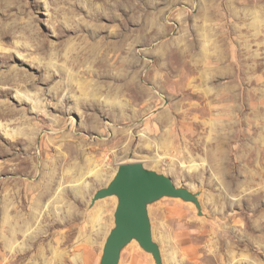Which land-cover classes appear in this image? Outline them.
I'll return each instance as SVG.
<instances>
[{
	"label": "rangeland",
	"instance_id": "374dc122",
	"mask_svg": "<svg viewBox=\"0 0 264 264\" xmlns=\"http://www.w3.org/2000/svg\"><path fill=\"white\" fill-rule=\"evenodd\" d=\"M0 33V70L10 51L33 78L0 93V264H99L116 201L91 197L137 161L201 204H149L163 264H264V0H0ZM98 39L117 62H74ZM76 82L102 86L97 108L59 113ZM119 264L155 261L131 242Z\"/></svg>",
	"mask_w": 264,
	"mask_h": 264
},
{
	"label": "water",
	"instance_id": "95a60500",
	"mask_svg": "<svg viewBox=\"0 0 264 264\" xmlns=\"http://www.w3.org/2000/svg\"><path fill=\"white\" fill-rule=\"evenodd\" d=\"M115 196L113 226L102 246L99 264H119L122 249L135 241L150 253L155 264H163L159 245L153 240L149 204L162 197L191 202L201 214L198 193L178 185L168 175L147 168L141 162L121 163L104 187L93 193L91 204L98 199Z\"/></svg>",
	"mask_w": 264,
	"mask_h": 264
},
{
	"label": "bare ground",
	"instance_id": "6f19581e",
	"mask_svg": "<svg viewBox=\"0 0 264 264\" xmlns=\"http://www.w3.org/2000/svg\"><path fill=\"white\" fill-rule=\"evenodd\" d=\"M0 35L4 36V37H7L8 35L7 34H4V33H0ZM1 37V36H0ZM2 38V37H1ZM6 40V39H5ZM4 40V41H5ZM7 41V40H6ZM123 48L122 45H119V44H115L113 42H104L102 39H98L94 44H91V45H87V47L80 53H77L76 55H74V62H77L79 63V61H90L92 63H95V64H98V65H106V66H110L111 67V64L113 62H117L119 60L118 56L115 55L117 52L121 51ZM112 51V55L109 54V52ZM3 53V52H2ZM32 53H36L37 55H44L43 58H47L46 61L44 63H42V61H38V62H32L33 65H37V64H43L42 66L46 69V64L45 63H50V65H53L54 66V63H53V59L54 57H52L53 55L51 53H47V50H45V44L44 42H40L39 44H37L35 47L32 48ZM30 53V54H32ZM122 54V52H121ZM24 58H27L29 57L28 54H24L23 55ZM28 59V58H27ZM113 59V60H111ZM11 61H15L18 65H22V66H26L27 67V61L24 60V59H19V58H15L13 56V54L9 51V52H4L3 53V57H2V66L6 67V69L4 70H0V85L2 86H7L5 88H2L0 87V93H4L6 95H8L13 88H16V87H19V88H26L28 86H33V78H32V75L31 74H28L26 72L25 69L23 68H19L18 66H15V65H9V63ZM27 62V63H26ZM30 65V64H29ZM35 66H28V69H34L35 71H38L40 68V66L38 67H35ZM101 69V68H100ZM108 70V69H107ZM104 71V70H103ZM92 71L89 70V71H84L85 74H89L91 73ZM74 73V72H73ZM80 73V72H79ZM69 75V73H68ZM67 75V76H68ZM75 75H78L77 73ZM73 76V75H71ZM70 75L68 76L69 77V80H72V77ZM68 86L67 87H71V88H76L77 91H79L80 95L79 96H75V100L72 104V106L70 107H66V104H63V103H59L60 105H57L56 108H57V111L59 113H64V112H73L76 110V108L78 106H84L86 108H97V103L99 101V93L100 91L102 90V86L99 85V84H95L94 86L92 87H89L88 84H83L81 82H76V83H73V84H67ZM55 94L58 95L61 93V88H56L55 89ZM63 91V90H62ZM33 99V98H32ZM31 99V100H32ZM70 100V98H69ZM24 102V100H22ZM66 103H68V99L65 100ZM21 102V100H20ZM33 102V101H32ZM40 102V101H38ZM38 102L37 101H34L33 102V107H37L38 106ZM25 103V102H24ZM3 106V105H2ZM1 104H0V117H5V116H8L10 115L9 111L7 109H5L4 107H2ZM37 109V108H36ZM78 109H80L78 107ZM39 110V109H37ZM42 111V110H41ZM12 112V111H11ZM16 112V111H14ZM47 116V115H46ZM49 116V115H48ZM45 116H42L41 114H36L35 118L36 119H39L41 120L42 122L46 121V117L44 118ZM21 121V120H20ZM49 121H51L53 124L56 123L57 121L54 120V119H49ZM59 121V119H58ZM22 122V121H21ZM25 122V121H24ZM28 126V125H26ZM58 126H59V122H58ZM62 126V125H61ZM29 127V126H28ZM23 128V127H21ZM26 128V127H25ZM24 128V129H25ZM6 129V128H5ZM23 129V130H24ZM60 129V128H59ZM27 130V129H25ZM17 132V131H16ZM25 132V131H24ZM23 132V133H24ZM25 133H28V132H25ZM24 133V134H25ZM34 133V132H33ZM6 134L12 138H14L15 134L13 133H9L8 131H6ZM32 134V132H31ZM28 135V134H27ZM69 136V135H68ZM75 138V137H74ZM26 140H32L30 137L27 138ZM44 140V139H43ZM71 140V139H69ZM44 142V141H43ZM70 142V141H68ZM29 143V142H28ZM31 143V142H30ZM56 145V144H55ZM79 147V146H78ZM74 149V148H73ZM75 150V149H74ZM77 151V150H76ZM75 153V152H73ZM78 153V152H77ZM80 153V152H79ZM78 155L80 157L82 156H85L84 154H79ZM61 156V155H60ZM69 156V155H68ZM63 157V156H62ZM71 157V156H70ZM74 157V156H72ZM83 158V157H82ZM67 158H62L61 160H64L66 161ZM73 159V158H72ZM75 159V157H74ZM89 159V158H88ZM69 160V159H68ZM70 161V160H69ZM85 161V160H84ZM67 162V161H66ZM90 162V160H89ZM58 164V163H57ZM66 165V163H64ZM69 164V163H67ZM88 164V163H87ZM61 166V165H60ZM69 166V165H68ZM72 166V165H70ZM74 166V170H65L66 172L64 173H68V171H77L79 170L82 166H80L79 169H77L78 167H76L75 165ZM72 166V167H73ZM63 167V166H62ZM67 167V166H66ZM84 167V166H83ZM57 168V167H56ZM65 168V167H64ZM70 168V167H68ZM53 170V169H52ZM61 171V170H60ZM63 172V171H62ZM78 173V172H77ZM55 173L53 172L52 175H50V180L51 182L53 181V175ZM62 174V173H61ZM73 174V173H72ZM71 174V175H72ZM80 175V174H79ZM65 176V175H64ZM69 176V175H68ZM56 177V176H55ZM63 177V176H62ZM66 177V176H65ZM48 178V177H47ZM58 179V178H57ZM43 188V187H42ZM79 188V187H78ZM80 191V189L78 190ZM45 193V192H44ZM114 197V202L116 201L117 203V200H116V197L115 196H112ZM191 203V202H190ZM16 213V212H15ZM17 215V214H16ZM19 218V217H18ZM20 219V218H19ZM14 221V220H13ZM6 222V221H5ZM12 233H14V231H12ZM4 235V234H3ZM153 236V234H152ZM238 240V239H237ZM9 242V241H8ZM135 242V241H133ZM10 244V243H9ZM10 246V245H9ZM161 252V250H160ZM232 255V254H231ZM161 258H162V254H161Z\"/></svg>",
	"mask_w": 264,
	"mask_h": 264
}]
</instances>
